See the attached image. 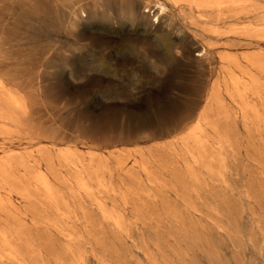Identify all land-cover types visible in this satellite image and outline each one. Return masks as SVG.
I'll return each instance as SVG.
<instances>
[{
	"label": "rangeland",
	"instance_id": "rangeland-1",
	"mask_svg": "<svg viewBox=\"0 0 264 264\" xmlns=\"http://www.w3.org/2000/svg\"><path fill=\"white\" fill-rule=\"evenodd\" d=\"M151 1L0 0V264H264V0Z\"/></svg>",
	"mask_w": 264,
	"mask_h": 264
},
{
	"label": "bare ground",
	"instance_id": "bare-ground-1",
	"mask_svg": "<svg viewBox=\"0 0 264 264\" xmlns=\"http://www.w3.org/2000/svg\"><path fill=\"white\" fill-rule=\"evenodd\" d=\"M260 0H152L149 3H146L144 6V9L146 10L148 8V12L146 13L143 12V17L144 18H149L151 15L150 13H152L153 15L151 17H156L159 14H164L166 12L167 9V4L168 2H172V3H178L179 2L183 3V6L188 7L192 12H194L197 17L204 23H206L208 26L210 25V28L212 32L217 33L219 32V30H221L222 25H226L230 22H232V20H242L245 21L246 19L249 18V14H254L256 15L259 11H261L259 9L260 5L258 4ZM262 2V1H261ZM181 3V4H182ZM180 5V4H179ZM264 5V4H263ZM263 8V6L261 7V9ZM264 9V8H263ZM259 10V11H258ZM77 12H80V14L82 15V17L84 16V14L86 13L85 8L83 6H80L77 9H74L73 13H75V15L77 14ZM260 13V12H259ZM79 15V14H78ZM77 15V16H78ZM81 17V18H82ZM161 17V16H160ZM154 19V18H153ZM246 23V22H244ZM240 26V25H239ZM246 30L251 31L253 33H255L256 35H260L261 33L264 32V16H258L256 15V17L254 18V20H252L250 23H248L246 26ZM209 29V30H210ZM247 31V32H248ZM226 33V32H225ZM252 34V33H251ZM205 52V51H204ZM252 58V57H251ZM250 62V65L253 66L255 69L259 70L260 73L264 72V60L255 58V59H248ZM222 70V69H221ZM219 71V70H218ZM258 73V72H257ZM258 73V76L259 74ZM261 76V75H260ZM263 76V75H262ZM232 78V77H231ZM259 80V79H258ZM253 84H242L241 83H237L236 85L238 86L239 84L241 85V87L239 86L238 88V92L241 94L247 93L249 90L252 89V87L254 86H258L259 82L254 80L252 81ZM254 90V89H253ZM258 95V94H257ZM14 96V95H13ZM243 96V95H242ZM8 97V96H6ZM250 98V96H249ZM256 98V97H254ZM16 99V98H15ZM6 100V99H5ZM12 100H14V98H12ZM18 100V99H17ZM13 103V102H12ZM17 103V102H16ZM15 103V104H16ZM246 104V102H245ZM247 105V104H246ZM7 106V105H6ZM13 106V105H12ZM18 107V106H17ZM21 107V105H20ZM248 109V107H246ZM260 108V107H259ZM253 109V108H252ZM23 110V109H22ZM249 110V109H248ZM5 111V110H4ZM3 115V114H2ZM7 119V118H6ZM6 121V120H5ZM199 123H197V125L191 130L192 132L197 129H199ZM14 127V126H13ZM11 128V127H10ZM188 128L190 129V127L188 126ZM187 128V130H188ZM19 129V128H18ZM3 134H5L3 131H1ZM9 132V131H8ZM11 132V131H10ZM17 133V132H16ZM2 134V136H3ZM8 134V133H7ZM10 134V133H9ZM12 134V133H11ZM14 134V133H13ZM17 134H21V133H17ZM11 136V135H9ZM194 144V143H193ZM9 154H7L6 156H8ZM191 155V154H190ZM9 158V157H8ZM195 161V160H194ZM80 163V162H79ZM195 163V162H194ZM9 165V163H6ZM20 164V163H19ZM11 166V165H10ZM104 167V166H103ZM196 172V171H195ZM42 176H44V174H42ZM46 176V175H45ZM44 176V178H46ZM9 178V177H8ZM18 178V177H17ZM43 178V179H44ZM48 178V177H47ZM46 178V179H47ZM87 180V179H86ZM48 183V182H47ZM47 183L44 179L43 184L44 186L47 188ZM85 184V183H84ZM82 184V185H84ZM2 185V184H1ZM6 185V184H5ZM50 187V183L48 184ZM3 188V187H2ZM9 188V187H8ZM85 188V187H84ZM2 190V189H1ZM12 190V189H11ZM49 192V191H48ZM51 193V192H49ZM1 197V195H0ZM63 197V196H62ZM52 199V198H51ZM4 202V201H3ZM1 203V202H0ZM59 221V220H58ZM71 236V235H70ZM73 238V237H72ZM13 239V238H12ZM4 242V241H3ZM2 242V243H3ZM9 241H7L8 244ZM52 242V241H51ZM5 244L3 243L2 245L5 248ZM10 244V243H9ZM14 244V243H13ZM9 246V245H6ZM9 248V247H8ZM10 249V248H9ZM4 251V250H3ZM12 251V248H11ZM6 253V252H5ZM9 253V252H8ZM1 254V253H0ZM8 255V254H7ZM12 255V254H11ZM4 257V256H3Z\"/></svg>",
	"mask_w": 264,
	"mask_h": 264
}]
</instances>
